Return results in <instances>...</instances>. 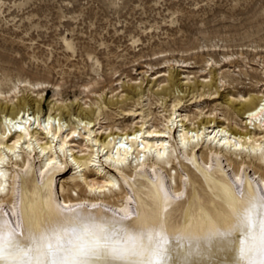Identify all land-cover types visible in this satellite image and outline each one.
I'll list each match as a JSON object with an SVG mask.
<instances>
[{"label": "bare ground", "instance_id": "bare-ground-1", "mask_svg": "<svg viewBox=\"0 0 264 264\" xmlns=\"http://www.w3.org/2000/svg\"><path fill=\"white\" fill-rule=\"evenodd\" d=\"M158 73L161 121L141 83L132 88L142 110L120 112L131 119L124 129L98 111L118 100L85 109L57 99L46 112L42 94L20 96L46 83L0 86V264H264V171L254 164L264 162V91L227 99L232 124L203 110L190 116L216 94ZM189 162L201 193L189 191Z\"/></svg>", "mask_w": 264, "mask_h": 264}, {"label": "rangeland", "instance_id": "rangeland-1", "mask_svg": "<svg viewBox=\"0 0 264 264\" xmlns=\"http://www.w3.org/2000/svg\"><path fill=\"white\" fill-rule=\"evenodd\" d=\"M168 60L188 61L190 68L173 62L170 67ZM263 62L264 0H0V86L9 90L19 81L46 83L44 90L20 93L34 99L42 94L46 112L57 99L76 106L79 101L85 109H97L105 98L118 100L98 111L105 125L124 129L131 119L120 112L142 110L132 88L142 83L139 91L149 99L144 105L159 123L164 108L156 85L166 79L158 72L167 71L195 91L216 94L198 103L199 109L191 106L190 116L203 110V117L213 112L217 120L235 121L226 101L264 91ZM254 164L264 171L263 161ZM187 165L189 191L203 192L202 174L195 163ZM65 182L67 194L70 184ZM135 189L142 196L149 191L143 181ZM76 190L71 194L83 193V188ZM179 220L174 217L170 224Z\"/></svg>", "mask_w": 264, "mask_h": 264}, {"label": "snow or ice", "instance_id": "snow-or-ice-1", "mask_svg": "<svg viewBox=\"0 0 264 264\" xmlns=\"http://www.w3.org/2000/svg\"><path fill=\"white\" fill-rule=\"evenodd\" d=\"M51 163H53V161L50 160V161H49V164H51ZM56 187H57V190H58V187H59V186L57 185ZM73 231H74V230H73Z\"/></svg>", "mask_w": 264, "mask_h": 264}]
</instances>
